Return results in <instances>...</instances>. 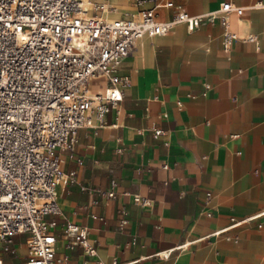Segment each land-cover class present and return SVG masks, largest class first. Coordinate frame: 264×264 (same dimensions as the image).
Masks as SVG:
<instances>
[{"label": "crops", "instance_id": "0c3cea01", "mask_svg": "<svg viewBox=\"0 0 264 264\" xmlns=\"http://www.w3.org/2000/svg\"><path fill=\"white\" fill-rule=\"evenodd\" d=\"M227 1L248 8L243 25L231 16L232 30L264 40V7L253 8L264 0H159L191 16ZM173 14L157 10L162 21ZM223 32L219 23L194 32L178 25L137 43L120 69L131 79L124 101L103 128L76 133L73 157L58 150L62 170L76 175L57 189L62 215L47 218L58 223L55 264H264V215L232 228L264 213V42L260 50L236 42L227 53ZM154 128L164 132L158 139ZM113 181L116 197L107 199ZM134 195L152 206H137ZM67 222L88 228L96 257L72 246ZM25 244L0 256L3 264H26ZM185 244L167 260L155 257Z\"/></svg>", "mask_w": 264, "mask_h": 264}, {"label": "built area", "instance_id": "2783aa9c", "mask_svg": "<svg viewBox=\"0 0 264 264\" xmlns=\"http://www.w3.org/2000/svg\"><path fill=\"white\" fill-rule=\"evenodd\" d=\"M110 1L0 0V252H12V246L24 239L26 264L56 263L58 223L47 218L62 215L57 189L75 183L76 175L62 170L58 150L73 157L76 133L103 128L105 117L124 101L131 79L120 75V69L140 40L167 36L178 25L194 32L206 22L221 25L227 53L236 42L257 50L264 42L256 34L232 30L231 16L243 25L248 8L230 1L202 16H191L167 2L109 19L105 12L115 10ZM161 8L174 10L169 21L158 18ZM96 78L103 79L102 89L91 87ZM152 132L156 139L164 133L158 128ZM117 187L113 181L111 190L102 194L114 199ZM133 201L142 208L152 206L141 195H134ZM263 215L235 222L232 228ZM62 230L73 247L97 256L87 227L67 222ZM187 245L155 257L167 260Z\"/></svg>", "mask_w": 264, "mask_h": 264}, {"label": "bare ground", "instance_id": "6f19581e", "mask_svg": "<svg viewBox=\"0 0 264 264\" xmlns=\"http://www.w3.org/2000/svg\"><path fill=\"white\" fill-rule=\"evenodd\" d=\"M120 1L130 3L131 0H113L112 2L114 3V9L115 10L105 12L104 16L106 18L114 19V18H117L121 15H136L139 11L146 10V8H143V6L138 7V9H136V10H134V8H132L133 11L129 10L130 8L128 9L127 7H124V5L119 4L118 2H120ZM146 3H150L151 5H153L154 3L162 5V4H160L161 2H159V0H146V2L143 3V5ZM143 40H146V39L140 40L138 42V44L140 42H142ZM138 44H137V47H138ZM96 79H102V78H96ZM94 82H95V79L92 81V83L94 84ZM58 194H59V191H58Z\"/></svg>", "mask_w": 264, "mask_h": 264}, {"label": "rangeland", "instance_id": "374dc122", "mask_svg": "<svg viewBox=\"0 0 264 264\" xmlns=\"http://www.w3.org/2000/svg\"><path fill=\"white\" fill-rule=\"evenodd\" d=\"M144 2H146V0H132L131 4H132V6H133L134 8H138V7H140ZM120 3H124V4H126V5H124V7H128V5H127L126 2L122 1V2H120ZM160 4H162V3H160ZM143 8H145V7H143ZM128 9H129V8H128ZM129 10H132V9L130 8ZM134 10H136V9H134ZM132 11H133V10H132ZM145 42H146V41H145ZM101 84H102L101 81H100V82H94V84L91 83V87H92L93 89H95L96 86H99V85H100V89H101V88H102V85H101ZM24 246H25L24 248L27 247L26 244H25ZM2 255H3V256H12L13 254L11 253V251L8 252V253L0 252V256H2Z\"/></svg>", "mask_w": 264, "mask_h": 264}]
</instances>
